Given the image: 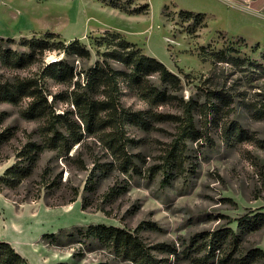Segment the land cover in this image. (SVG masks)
Wrapping results in <instances>:
<instances>
[{"label":"rangeland","instance_id":"1","mask_svg":"<svg viewBox=\"0 0 264 264\" xmlns=\"http://www.w3.org/2000/svg\"><path fill=\"white\" fill-rule=\"evenodd\" d=\"M101 1L109 2L0 0L3 48L26 52L23 38L44 39L50 45L26 67L0 65V81L37 80L49 116L22 117L30 99L0 104V131L14 133L0 146V175L26 142L43 141L50 122L65 136L72 130L81 135L67 154L44 151L32 176L5 190L12 203L0 198V241L16 248L29 264H47L42 259L51 258V252L55 264H135L75 235L77 228L103 225L137 235L146 247L164 245L175 253L150 249L157 264H194L206 258L210 264H264V220L238 228L241 217L251 223L264 214V21L230 13L214 0H117L127 10L147 3L146 15H128ZM180 10L205 14L206 27L180 17ZM107 34H119L180 79L176 89L157 75L147 79L175 98L161 104H150L123 77L118 79V110L140 113L144 124L128 120L116 128L104 123L88 129L83 108L73 103L77 94L86 92L82 73L102 64L104 53L114 48L102 39ZM74 40L87 48L89 59L55 49L58 42ZM207 45L223 49L231 61H201L198 49ZM56 61L72 68L71 80L48 75L45 68ZM104 63L126 71L118 62ZM211 92L224 96L223 101ZM87 93L102 101L110 92L99 86ZM188 102L197 135L176 145ZM107 119V112L97 113V121ZM111 138L122 142V148L113 152ZM28 195L40 198L14 205ZM226 229L237 239H222L212 253L209 235ZM51 233L60 242L48 247L42 235ZM68 234L74 236L69 239ZM255 250L263 255L253 256Z\"/></svg>","mask_w":264,"mask_h":264},{"label":"trees","instance_id":"2","mask_svg":"<svg viewBox=\"0 0 264 264\" xmlns=\"http://www.w3.org/2000/svg\"><path fill=\"white\" fill-rule=\"evenodd\" d=\"M105 3L110 8L122 10L123 13L128 15H139L148 14L149 5L145 3L142 7H138L135 10L125 9L117 0H109ZM180 17L184 18H194L198 20L204 27H206L205 19L206 15L202 13H195L190 11L180 10L178 12ZM106 45L113 46V50L104 53V62L115 61L120 63L126 68L125 72H120L113 69L108 63L102 62V64H97L87 68L83 74V80L85 81V86L83 88V94H77L73 98V103L79 108H83V122L86 124L88 129L95 126H102L104 123L111 125L112 127H118L119 122L125 121H135L144 124V119L141 117L140 113H131L125 110H118L117 102L114 99L117 95V83L120 77H123L129 86L137 88L142 97L148 101L150 104H161L169 100L175 99L173 96L167 94L166 91H159L158 89L149 85L147 79L152 75H157L158 79L163 83L168 85L172 89H176L180 86V79L177 75L170 72L164 64L156 60L155 58L146 56L140 52L139 49L135 48V44L126 41L121 38L119 34H107L102 38ZM2 40V38H0ZM7 41H12V39L7 38ZM20 43L26 52H18L17 50H12L10 48H3L0 44V65L7 69H21L32 64L38 54H43L44 51L50 50V45L44 39L31 38V39H21ZM114 43V44H113ZM59 47L55 49L62 50L66 56L75 55L81 59H89L90 53L85 48L84 45L80 44L78 40H74L69 44H63L58 42ZM257 46V44H256ZM198 57L201 61H211V62H225L228 63L229 58L226 56V52L222 50H213L210 45L200 46L198 49ZM45 70L49 73L51 78L59 81L66 79L71 80L73 78V71L70 66L65 62L56 61L50 63ZM103 86L109 90L106 100L96 101L92 100L87 91H91L96 87ZM212 98L219 101H223V97L219 93L211 92ZM23 99H30L28 107L21 111V116L25 119H38V118H48L47 108L48 104L44 96L42 95L40 86L37 80L34 79H17L13 82L11 81H0V104L7 103L10 105H17ZM186 111V124H184L183 129L180 131V136L176 140L175 144H179L181 140L185 138L195 137L197 132L193 127L192 110L193 107L191 103H187ZM100 111L108 113V119L104 121H97L96 116ZM159 118L161 116H158ZM50 122V121H49ZM56 125L50 122L48 124L44 139L41 143L26 142L14 155L15 161L12 165L7 167L3 173L0 175V193L7 197L4 192L5 190H14L18 188L22 182L30 178L37 166L40 155L46 150H57L60 153H66L71 148L74 143L80 142L81 135L77 134L75 131H71V134L65 136L61 133ZM14 133L12 129H5L0 131V146L12 140ZM109 147L113 152L118 151L122 148V142L111 138L109 140ZM182 143V142H181ZM170 154H172L170 152ZM173 155V154H172ZM127 159V158H126ZM125 165L131 164L129 160L123 161ZM39 196H27L21 200H15L14 205L22 204L30 201H36ZM74 202L71 199L69 203ZM84 209V207H82ZM249 223L245 216L238 220V228L245 230L251 224L254 226L259 223V219L264 220V214H258L254 216ZM65 231V230H61ZM75 235L82 240L96 241L103 244L108 249L112 250L113 253L118 258H123L130 260L135 264H157L155 258L151 255L150 249H157L171 254H175L170 251L168 247L164 245H159L153 248L146 247L145 244L141 242L137 235L130 234L122 229L115 227H107L103 225L98 226H88L85 228H77ZM71 239L74 234L66 235ZM234 237L236 240L237 236L233 234L231 230L226 229L218 234L215 231L209 235V246L211 252L214 253L219 249V243L222 239L226 237ZM196 237L193 238L195 240ZM42 241L46 246H56L58 245L59 238L56 234H43ZM253 256L263 255L259 250L254 251ZM78 257L79 256L78 254ZM212 259V257L210 258ZM207 261L199 262L194 260V264H210L209 258ZM228 263V262H223ZM0 264H29L28 261L18 254L13 247L3 241H0ZM63 264V263H62Z\"/></svg>","mask_w":264,"mask_h":264},{"label":"crops","instance_id":"3","mask_svg":"<svg viewBox=\"0 0 264 264\" xmlns=\"http://www.w3.org/2000/svg\"><path fill=\"white\" fill-rule=\"evenodd\" d=\"M214 1H216L219 5H222V7H225L226 10L230 13H237V12L245 13L246 15H250L252 17H256L264 21V0H214ZM0 198L12 203L8 198H6L1 193H0ZM13 249L17 251L16 248L13 247ZM47 251L50 252V249ZM56 259L57 258H55V254L51 252V258L45 256V258H43L42 261L47 262V264H55Z\"/></svg>","mask_w":264,"mask_h":264}]
</instances>
